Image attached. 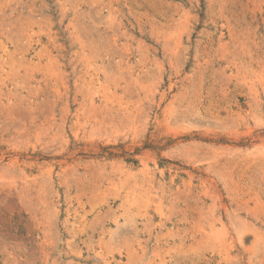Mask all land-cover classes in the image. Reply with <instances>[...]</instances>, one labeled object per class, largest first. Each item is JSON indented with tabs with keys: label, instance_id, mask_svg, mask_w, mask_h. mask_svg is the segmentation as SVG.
Wrapping results in <instances>:
<instances>
[{
	"label": "rangeland",
	"instance_id": "rangeland-1",
	"mask_svg": "<svg viewBox=\"0 0 264 264\" xmlns=\"http://www.w3.org/2000/svg\"><path fill=\"white\" fill-rule=\"evenodd\" d=\"M0 264H264V0H0Z\"/></svg>",
	"mask_w": 264,
	"mask_h": 264
}]
</instances>
